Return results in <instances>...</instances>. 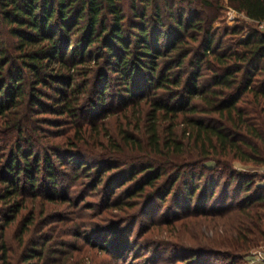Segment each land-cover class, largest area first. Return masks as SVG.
I'll return each mask as SVG.
<instances>
[{
  "label": "trees",
  "instance_id": "1",
  "mask_svg": "<svg viewBox=\"0 0 264 264\" xmlns=\"http://www.w3.org/2000/svg\"><path fill=\"white\" fill-rule=\"evenodd\" d=\"M122 1L0 0V136L8 137L2 143L3 150L9 152L5 175L0 178V200L15 201L20 190L32 199L40 196L45 203H67L68 197L38 195V189L47 186L54 191L57 174L64 173L59 168L67 163L74 164L77 173L89 168L81 157L95 164L102 162L106 170L123 167V173L129 172L123 182L130 183L131 189L121 192V201L109 194L103 205L102 212L107 210L109 216L111 211L127 214L134 206L130 201L143 197L146 191L153 190L149 198L163 202L178 182L182 187L174 190L175 210L180 209L177 204L182 192L191 203L198 189L192 186L195 181L204 180L202 200H213L223 181L219 209L197 213L218 220L215 230H222L206 245L209 251L200 253L235 264L252 249L264 247V185L255 186L254 177L234 170V163L264 164V32L257 29V23L264 21V0H130L129 17ZM137 2L151 5L154 24L146 23L147 8L138 7ZM159 2L168 8L164 6L162 11ZM175 2L179 5L176 18L171 11ZM223 5L244 19L218 33L214 23ZM163 12L172 21L169 27L163 22ZM226 37L229 45L225 47L222 39ZM99 62L114 75L112 81L119 88L115 95L118 109L147 106L145 118L133 123L124 119L127 125L119 128L115 138L108 137L106 145L94 137L84 142L80 136L71 145V152L76 151L69 152L71 155H58L48 147L46 153H35L31 141L37 129L28 131L25 125L38 121L32 107H40L42 90L49 85L55 86L57 116L80 122L78 109L85 102L94 114L111 109L112 101L107 103L104 98L109 81L105 73L92 93L90 89V99L87 94L80 97L92 87L86 82L89 72L81 70ZM77 77L83 78L82 84L74 82ZM179 126L183 127L182 140L175 131ZM84 145L88 148H82ZM92 146L103 152L88 155ZM115 177L124 178L120 173ZM163 179L169 186L157 197L161 188L154 189ZM188 181L191 188H187ZM232 184L233 193L243 195L228 208L225 199ZM20 206L13 202L0 226V264H11L14 249L8 247L3 232ZM46 212L40 211L38 218H45ZM75 215L83 217L80 212ZM190 215L182 218L196 216ZM34 221L31 211L21 233L29 232ZM46 224L45 220L38 233L43 234L46 228L50 235L34 245V252L23 264L41 262L46 254L47 258L54 256L53 245H49L54 232ZM107 230L91 236V244L84 240L89 251L95 246L100 251L88 258L90 264H98L101 254L118 264L127 251L124 239H112L105 246L113 228ZM103 232L108 234L106 239ZM87 262L80 259L73 264Z\"/></svg>",
  "mask_w": 264,
  "mask_h": 264
},
{
  "label": "rangeland",
  "instance_id": "2",
  "mask_svg": "<svg viewBox=\"0 0 264 264\" xmlns=\"http://www.w3.org/2000/svg\"><path fill=\"white\" fill-rule=\"evenodd\" d=\"M122 3L126 16H131L129 12L131 1L123 0ZM146 4L145 2L142 4L139 2L136 3L138 7L142 5L147 8L146 23L152 25L155 22V20L152 19V8L151 5L147 6ZM175 4L176 6L171 10L174 18L177 17V6H179L176 2ZM158 5L162 11H165V5L162 4V2H159ZM169 5L171 4L169 3ZM165 7L168 8L167 6ZM227 9L231 8L223 5L219 18L214 23V27H219L217 30L218 33H221L224 27H231L237 22H243L244 18L242 17L230 20L227 16ZM162 17L166 26L169 27L172 25V21L166 15V12H163ZM183 22H185V18ZM227 41L228 37L223 38L222 45L225 47L229 45ZM161 44L163 45V43ZM99 63L98 65L92 63L91 65L83 67L84 69L80 68L83 74L89 72V74L87 73L86 82H91L90 85L92 86L87 90V93L83 92L80 97L82 98L86 96L84 94H87V97H89L88 99H90L92 90L98 83L99 76L101 73H105L109 81L104 98L107 103L112 101L111 109L108 111L106 110V113L103 111L104 113L102 112V114H94L96 112L89 107L88 102H85L81 103L78 109L79 114H82L81 116L79 115L80 122L74 121L66 115L57 116L54 114L57 108L54 103L57 99L52 90L55 86L49 85V87L42 90L43 97L40 98V107H32V110L35 111L33 117L38 121L34 123L33 126L32 123L25 125L28 131L37 129L36 133L32 135L33 140L31 141L35 153H46V147H48V149L58 153V155H71V153L76 152H71V145H73L75 140L80 136L85 138L84 142H88L90 137H94L99 139L100 143L106 145L107 138H115L119 128L124 124L127 125L128 122L133 123L138 119L145 118L148 112L147 106L143 107L141 110L128 109L122 111V109H118L119 104L116 101L115 95L119 93V88L112 81L114 75H111L112 73H109L101 62ZM82 81L83 78L77 77L74 82L82 84ZM90 89L91 93H89ZM26 92H28L30 97L29 90ZM12 117L13 116L8 119ZM124 119H127L128 122H125ZM2 126L0 127L1 130L3 128ZM80 129H82V133L78 134L77 130ZM182 129L183 127L179 126L175 130L177 136L181 140ZM3 140H8V137L3 135L0 136V178L2 175H5V164L9 157V152L5 149L3 150ZM184 141L186 140L184 139ZM85 147L88 148V146L85 145L82 148L85 149ZM102 152L103 149L99 148V146H92L90 150H87L88 155ZM82 155L86 154L82 153ZM60 157L61 161L65 163L66 159L62 158L64 156ZM85 158L81 157L79 160L89 167L87 168L88 170L85 168V170H81L77 173L75 172V165L67 163L59 168L61 171H64V173L57 174L56 182L58 185L54 191L47 186H45V188L39 187L38 189V195L44 196L49 194L68 197V202L65 204L59 202L53 204L45 203V200L40 198V196L32 199L27 195V191L22 193L18 189L19 197L15 201L17 204L21 205V208L13 218V221L3 232L8 247L11 248V250L12 248L14 249L13 255L10 256L11 264H23L25 257L32 251L34 252V250H32L34 245L41 242L45 235H50L46 231V228L42 232L43 234H40L41 232L38 233L45 220L47 229H51V231L54 232L53 240L51 244H49L53 245L51 247V254L53 253L54 256L47 258L46 254L44 260L42 259V261L38 263L37 261L30 262L31 264H73L74 261L80 259L87 262L92 254L97 255L100 251L97 248L98 246H95L92 252L89 251V245H85V243L91 244V240H88L91 236H94L99 230L104 231L108 228H113V230L111 232V239L108 238L105 246L112 239H124L127 242L128 249L121 256V260H119L118 264H228L225 258L200 253L202 251H209L206 245L215 238V232L218 234L222 233L221 229H218V231L215 230L218 220L198 214L209 213L219 209L218 207H220V204L217 203L220 202L218 197L223 189V181L216 188L215 195L212 198L213 200H202L201 195L205 188L204 180L200 182L195 181L192 186H197L198 189L192 196L191 203L188 202L185 198V193L182 192L177 204L180 209L175 210L174 207L176 202L174 190L177 191L182 187L181 183L178 182L173 192H171L163 202L155 200L154 198H149L153 190L146 191L143 197L137 196L130 201L134 206L127 214H120L119 211H111V216H109V214H105L107 210L102 212L103 205H105V203L107 204L106 199L109 197V194L112 193L113 200L119 199V201H121V199H123L121 192L131 189L130 183L123 182L128 178L129 172L125 171L123 173L122 171L125 170L123 167H119L117 170H106L102 162L95 164ZM53 161H55V159H53ZM234 170L242 175L254 177L255 186L264 185V164L254 166L251 164L234 163ZM197 171L198 170H196V172ZM119 173L123 174V180L119 177H115V175ZM113 178L114 180L109 183ZM120 183L124 184L121 185L120 188H116ZM168 186V182L164 179L160 180L154 190H158L159 188H161V190L157 191L158 194L155 196H161ZM190 186L191 184L188 181L187 188H191ZM233 187L234 184L229 187L226 194L227 199H225V207L228 208L235 205L236 201L240 200L243 195L238 196L234 194L232 190ZM1 189L2 186L0 185V190ZM0 197H2L1 192ZM15 201L0 200V226L4 222V218H7L9 214L8 207ZM201 203L203 204L201 205ZM187 204H189V206H186ZM180 206L187 207L188 209L181 208ZM43 209H47L45 218H38V213ZM31 211L35 213L34 225L28 226L29 232L21 233L23 228L22 225H24L25 220L30 216ZM78 212H80V215H83L82 218H76L75 213ZM187 214H196V216L194 218H182V216ZM179 217L181 219L175 222V219ZM103 233L104 236L102 237L106 239L108 234L105 232ZM77 235L79 238L75 237ZM20 240H22V242H20ZM259 250L264 251V247H256L250 251V254ZM199 256L201 258H199ZM98 257V264H113L111 263V258L104 256V254H101V256L98 255ZM246 260L247 256L245 259L235 264H246ZM27 264H29V262ZM87 264H90V261H88Z\"/></svg>",
  "mask_w": 264,
  "mask_h": 264
},
{
  "label": "built area",
  "instance_id": "3",
  "mask_svg": "<svg viewBox=\"0 0 264 264\" xmlns=\"http://www.w3.org/2000/svg\"><path fill=\"white\" fill-rule=\"evenodd\" d=\"M227 16L229 17L230 20L242 17L239 13H237L235 10L232 9H227ZM257 29L260 32H264V21L257 23ZM247 263L246 264H264V251L259 250L252 252L248 257H247Z\"/></svg>",
  "mask_w": 264,
  "mask_h": 264
}]
</instances>
